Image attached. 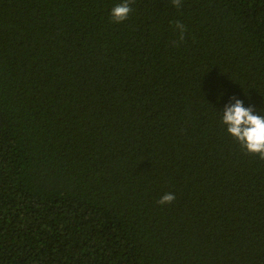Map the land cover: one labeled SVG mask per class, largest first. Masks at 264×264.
<instances>
[{
	"label": "trees",
	"instance_id": "16d2710c",
	"mask_svg": "<svg viewBox=\"0 0 264 264\" xmlns=\"http://www.w3.org/2000/svg\"><path fill=\"white\" fill-rule=\"evenodd\" d=\"M122 2L0 0V264H264V0Z\"/></svg>",
	"mask_w": 264,
	"mask_h": 264
},
{
	"label": "clouds",
	"instance_id": "9594fccd",
	"mask_svg": "<svg viewBox=\"0 0 264 264\" xmlns=\"http://www.w3.org/2000/svg\"><path fill=\"white\" fill-rule=\"evenodd\" d=\"M135 0H123L122 3L114 6L111 10V17L115 23L125 21L132 11L131 4ZM175 7H181V0H172ZM179 30V39L183 41L185 26L179 22L175 24ZM173 46H178L173 42ZM235 99V97H232ZM221 122L225 125L228 134L233 137L248 154L258 155L264 160V114H257L252 107H245L243 101L235 99V103H230L223 108ZM175 196L165 193L158 203L161 205L171 204Z\"/></svg>",
	"mask_w": 264,
	"mask_h": 264
}]
</instances>
